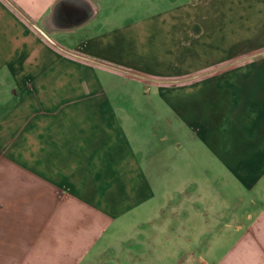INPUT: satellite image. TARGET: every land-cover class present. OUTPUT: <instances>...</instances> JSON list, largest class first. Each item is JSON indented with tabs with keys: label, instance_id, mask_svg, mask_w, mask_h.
I'll return each mask as SVG.
<instances>
[{
	"label": "crops",
	"instance_id": "crops-1",
	"mask_svg": "<svg viewBox=\"0 0 264 264\" xmlns=\"http://www.w3.org/2000/svg\"><path fill=\"white\" fill-rule=\"evenodd\" d=\"M0 264H264V0H0Z\"/></svg>",
	"mask_w": 264,
	"mask_h": 264
},
{
	"label": "rangeland",
	"instance_id": "rangeland-1",
	"mask_svg": "<svg viewBox=\"0 0 264 264\" xmlns=\"http://www.w3.org/2000/svg\"><path fill=\"white\" fill-rule=\"evenodd\" d=\"M116 1H120V0H116ZM124 2H135V1H140V0H123ZM149 10V8H147L146 6L141 7L140 6V15L142 14H146V11Z\"/></svg>",
	"mask_w": 264,
	"mask_h": 264
}]
</instances>
